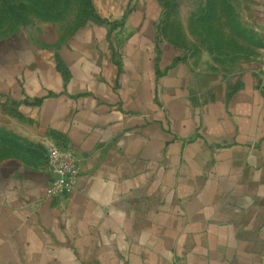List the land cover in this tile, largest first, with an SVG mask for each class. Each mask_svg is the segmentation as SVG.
<instances>
[{"label":"crops","instance_id":"crops-1","mask_svg":"<svg viewBox=\"0 0 264 264\" xmlns=\"http://www.w3.org/2000/svg\"><path fill=\"white\" fill-rule=\"evenodd\" d=\"M99 1L0 78V264H264V0L218 51L162 33L159 6ZM52 146L78 161L67 194Z\"/></svg>","mask_w":264,"mask_h":264},{"label":"rangeland","instance_id":"rangeland-1","mask_svg":"<svg viewBox=\"0 0 264 264\" xmlns=\"http://www.w3.org/2000/svg\"><path fill=\"white\" fill-rule=\"evenodd\" d=\"M97 3L102 2L0 0V78L6 77L8 66L20 68L17 65L41 49L58 50L87 21L99 22L94 14ZM132 4L159 6L162 33L190 49H228L233 37L250 36L248 0H133Z\"/></svg>","mask_w":264,"mask_h":264},{"label":"built area","instance_id":"built-area-1","mask_svg":"<svg viewBox=\"0 0 264 264\" xmlns=\"http://www.w3.org/2000/svg\"><path fill=\"white\" fill-rule=\"evenodd\" d=\"M260 72L264 76V52L260 61ZM46 167L53 178L50 193L63 195L71 192L80 174L77 158L66 148L52 146L46 154ZM174 264H182L175 261Z\"/></svg>","mask_w":264,"mask_h":264}]
</instances>
